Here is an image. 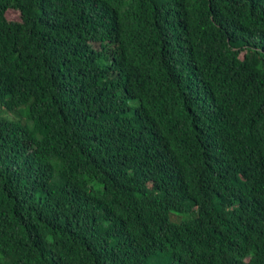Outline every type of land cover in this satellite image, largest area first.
<instances>
[{"label":"trees","instance_id":"obj_1","mask_svg":"<svg viewBox=\"0 0 264 264\" xmlns=\"http://www.w3.org/2000/svg\"><path fill=\"white\" fill-rule=\"evenodd\" d=\"M0 264H264V0H0Z\"/></svg>","mask_w":264,"mask_h":264},{"label":"rangeland","instance_id":"obj_2","mask_svg":"<svg viewBox=\"0 0 264 264\" xmlns=\"http://www.w3.org/2000/svg\"><path fill=\"white\" fill-rule=\"evenodd\" d=\"M7 15L10 19H20L21 18V13L17 10H9Z\"/></svg>","mask_w":264,"mask_h":264}]
</instances>
